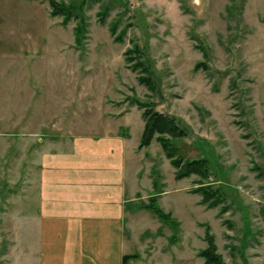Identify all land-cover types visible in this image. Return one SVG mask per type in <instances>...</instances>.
<instances>
[{
	"label": "rangeland",
	"instance_id": "374dc122",
	"mask_svg": "<svg viewBox=\"0 0 264 264\" xmlns=\"http://www.w3.org/2000/svg\"><path fill=\"white\" fill-rule=\"evenodd\" d=\"M55 1L71 8L65 25L47 0H0V264L40 258L24 210L29 131L110 126L129 139L127 264H203L206 230L226 264H264V0ZM144 106L184 129L172 143L207 159V178L175 179L156 140L137 148Z\"/></svg>",
	"mask_w": 264,
	"mask_h": 264
},
{
	"label": "crops",
	"instance_id": "0c3cea01",
	"mask_svg": "<svg viewBox=\"0 0 264 264\" xmlns=\"http://www.w3.org/2000/svg\"><path fill=\"white\" fill-rule=\"evenodd\" d=\"M27 136L39 143H23V181L32 196L24 210L36 225L38 264H122L129 254L125 217L135 193L129 139L112 126Z\"/></svg>",
	"mask_w": 264,
	"mask_h": 264
},
{
	"label": "trees",
	"instance_id": "16d2710c",
	"mask_svg": "<svg viewBox=\"0 0 264 264\" xmlns=\"http://www.w3.org/2000/svg\"><path fill=\"white\" fill-rule=\"evenodd\" d=\"M51 8L49 15L51 17L63 16V25L69 22V16L71 8L65 7L63 3H58L55 0H47ZM82 21L75 27V41H79V36L83 30ZM113 30V28H112ZM111 34L113 32L111 31ZM118 40V38H117ZM129 51L124 53L125 61L130 62L127 57ZM141 65L138 62L136 65H132L133 69ZM138 80L142 84L148 85L151 89V84L145 76H139ZM145 110L142 112V118L144 121L143 129L138 142V149L148 147L153 140H156L163 150L166 158L170 160V164L176 169L175 179L181 180L184 178H189L192 175H196L200 178H207L209 174V161L205 158H187L183 159L178 155L177 148L172 143V140H179L185 137V131L182 129L172 118L167 117L165 114L159 113L148 106H144ZM178 155V156H177ZM199 192L202 195V203H207L211 200L210 193H208L205 188H200ZM152 200V199H151ZM155 200H153L154 202ZM216 201L212 200L208 206L214 207ZM146 206V205H145ZM153 214H155L164 223H167L171 216L169 214H164L162 210L157 206H151V203L146 206ZM204 241L206 246L198 252L199 257L203 260V264H226L221 255L217 252V246L215 244V239L209 230L204 233ZM135 258L134 255H124L122 257V264H127L130 259Z\"/></svg>",
	"mask_w": 264,
	"mask_h": 264
}]
</instances>
